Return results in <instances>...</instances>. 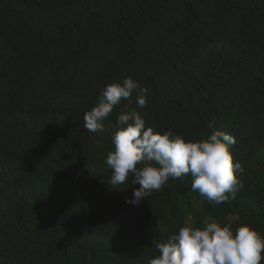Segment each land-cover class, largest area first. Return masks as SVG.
I'll return each mask as SVG.
<instances>
[{
  "label": "trees",
  "instance_id": "obj_1",
  "mask_svg": "<svg viewBox=\"0 0 264 264\" xmlns=\"http://www.w3.org/2000/svg\"><path fill=\"white\" fill-rule=\"evenodd\" d=\"M126 77L147 106L87 132ZM131 111L186 141L232 135L236 199L210 205L185 175L127 203L140 186L113 188L105 161ZM189 217L264 237V0H0V264H148Z\"/></svg>",
  "mask_w": 264,
  "mask_h": 264
},
{
  "label": "clouds",
  "instance_id": "obj_2",
  "mask_svg": "<svg viewBox=\"0 0 264 264\" xmlns=\"http://www.w3.org/2000/svg\"><path fill=\"white\" fill-rule=\"evenodd\" d=\"M147 88L131 77L121 83H111L101 91L98 104L84 113V129L89 133L103 130V121L113 113L122 100L131 103L135 95L138 108L147 106ZM212 129L206 139L186 141L171 130L163 134L146 127L140 113L131 111L116 116L117 131L112 135L114 151L106 157L111 170L109 184L115 188L131 177L133 199L127 203L139 205L160 191L169 180L185 175L192 179L191 190L210 205H221L236 199L243 187L238 178L244 173L239 161L233 162L230 146L236 139L223 131ZM189 217L178 232L170 234L164 242L153 240L159 253L148 264H261L264 261V237L247 225L231 230V220L222 226L210 218L204 227L189 223Z\"/></svg>",
  "mask_w": 264,
  "mask_h": 264
}]
</instances>
